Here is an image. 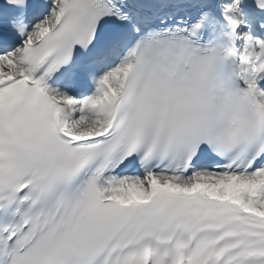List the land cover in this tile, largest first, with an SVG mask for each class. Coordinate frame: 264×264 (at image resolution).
<instances>
[{"label": "snow or ice", "instance_id": "snow-or-ice-1", "mask_svg": "<svg viewBox=\"0 0 264 264\" xmlns=\"http://www.w3.org/2000/svg\"><path fill=\"white\" fill-rule=\"evenodd\" d=\"M0 264H264V0H0Z\"/></svg>", "mask_w": 264, "mask_h": 264}]
</instances>
